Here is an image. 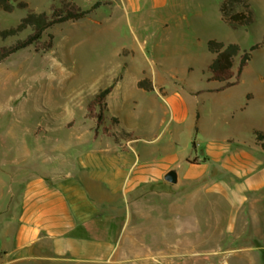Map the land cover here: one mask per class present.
<instances>
[{
	"label": "rangeland",
	"instance_id": "rangeland-1",
	"mask_svg": "<svg viewBox=\"0 0 264 264\" xmlns=\"http://www.w3.org/2000/svg\"><path fill=\"white\" fill-rule=\"evenodd\" d=\"M17 1L27 8L0 13L1 29L16 27L29 13H50L60 0ZM206 2L203 19L178 27L188 29L184 38L164 33L157 26L149 34L124 20L105 24L103 20L111 11L100 8L89 20L51 28L35 45L0 63V207L12 202L15 182L22 173H30L31 166H43L44 156H49L44 151L59 150L52 155L60 157L61 148L68 146L70 157L76 159L79 149L81 155L93 151L95 139L101 138L106 146L120 143L119 120L93 103L95 95L105 88H112V95L105 99L110 108L117 100L140 137L136 148L153 149L169 137L168 127L170 131L176 128L168 120L165 100H184L201 119L197 131L184 124L175 137L177 152L186 159H204L201 151L211 140L249 139L246 126L264 130V0H250L254 22L238 28L220 21L219 0ZM89 8L84 4L82 9ZM29 34L27 29L17 37L0 40V48L25 40ZM47 34L52 35L51 45ZM208 40L239 48L225 82L215 81L209 71ZM123 45L128 50L141 45L152 61L146 64L143 77L154 80L151 91L136 87L134 81L141 76L136 65L124 74L110 67L109 62L116 60L111 57L112 51ZM128 50H123L122 56L128 55ZM244 54L250 57L238 73ZM121 76V84L114 88V80ZM226 100H240L242 105L245 100L254 101L245 113L229 115L223 105ZM157 137L162 140L153 141ZM161 188L151 186L150 192ZM166 191L172 193L168 203L176 195L184 198L191 193L188 186L173 191L166 185ZM161 200L152 193L143 202L140 214L133 209L129 222L119 230L117 242L112 243L114 260L121 261L116 264H264V239L254 243L247 231L240 241L237 233L223 232L227 225L222 213L230 211L220 199L194 195L182 217L165 211ZM132 205L130 201L131 212ZM261 208L264 216V203Z\"/></svg>",
	"mask_w": 264,
	"mask_h": 264
},
{
	"label": "crops",
	"instance_id": "crops-1",
	"mask_svg": "<svg viewBox=\"0 0 264 264\" xmlns=\"http://www.w3.org/2000/svg\"><path fill=\"white\" fill-rule=\"evenodd\" d=\"M68 1L81 9L84 4L92 7L100 3L90 16L96 15L100 8L109 9V17L103 20L105 24L114 25L116 21L124 20L149 34L152 27L157 26L178 39L184 38L188 30L178 27L181 24H196L203 19L207 3L206 0ZM220 4L221 0L217 5L218 13ZM219 18L221 21L220 13ZM94 23L97 25L98 22ZM190 35L196 36L191 31ZM130 48L128 50L123 45L112 51L111 57L116 60L110 61L109 65L116 72L122 70L123 74L131 65H136L141 74L134 81L137 87L147 72L146 64L151 65L152 61L144 54L141 45ZM123 50H128L129 54L122 56ZM213 58L211 55L210 63ZM122 79L121 76L114 88L121 84ZM150 82L154 87V80L150 79ZM108 101L105 100L107 113L119 120L122 128L119 140L124 145L106 146L101 138L95 139L93 151H89L92 155H81L82 150L79 149L80 156L76 159L70 157L68 146L61 148L60 157L52 155L59 150L44 151L49 156H44L42 167L31 166L30 173L21 172L20 179L15 182L12 202L0 207V264L121 262L113 258V240L117 242L119 230L129 222L133 209L140 214L143 202L152 193L162 199L165 211L179 217L183 216L194 195L200 199L209 195L216 197L230 211L222 213L227 225L223 232L237 233L240 241H243L242 235L247 231H250V239L254 243L264 239L261 208L264 203V130L249 125L244 127L249 134L247 140L227 138L208 141L204 151H201L205 158L190 160L177 152L175 137L184 124L189 123L188 128L193 127L197 131L201 119L184 100H165L168 120L171 124L175 123L176 128L170 131L168 127L166 132H170L169 137L153 149L134 147L140 137L128 123L127 113L119 108L117 100L112 109ZM253 101L245 100L242 105L240 100H226L223 105L227 114L236 115L237 112L245 113ZM156 140L158 137L153 141ZM161 140L159 138L158 142ZM170 170L177 174L175 184L164 180ZM166 185H170L173 191L188 186L191 193L184 198L176 195L172 203H168L172 193L166 191ZM151 186L162 188L150 192ZM130 201L133 203L132 212L128 206ZM214 226L212 223L211 227Z\"/></svg>",
	"mask_w": 264,
	"mask_h": 264
},
{
	"label": "trees",
	"instance_id": "trees-1",
	"mask_svg": "<svg viewBox=\"0 0 264 264\" xmlns=\"http://www.w3.org/2000/svg\"><path fill=\"white\" fill-rule=\"evenodd\" d=\"M100 3L94 4L89 9H81L74 2L60 0L57 6L51 8L50 13H29L26 17L20 19L16 27L12 29L0 28V40L5 41L9 38L17 37L23 31L29 29L30 34L25 40H18L9 47L0 48V63L12 55L35 45L51 28L68 22H78L88 18L98 7ZM15 8L25 9L27 4L17 0H0V13H12ZM221 21L232 27L249 26L254 22V14L250 7V0H221L219 7ZM49 45L52 42V35L47 34ZM264 42V39H263ZM50 47V46H49ZM254 47L253 49H256ZM207 52L214 56L209 65V71L213 74V79L219 82L228 80L233 61L239 54V48L235 44H224L215 40H209L206 43ZM249 55L244 54L238 68V73L249 60ZM116 83L114 80L113 85ZM137 88L144 91H151V82L142 79L137 83ZM111 87L100 90L94 97L93 103H99L101 110L106 108L105 99L111 92ZM101 119V116H99ZM256 138L260 139L259 134L255 133ZM264 149V146H262Z\"/></svg>",
	"mask_w": 264,
	"mask_h": 264
},
{
	"label": "water",
	"instance_id": "water-1",
	"mask_svg": "<svg viewBox=\"0 0 264 264\" xmlns=\"http://www.w3.org/2000/svg\"><path fill=\"white\" fill-rule=\"evenodd\" d=\"M164 180L170 184L177 183V174L174 170H170L164 176Z\"/></svg>",
	"mask_w": 264,
	"mask_h": 264
}]
</instances>
